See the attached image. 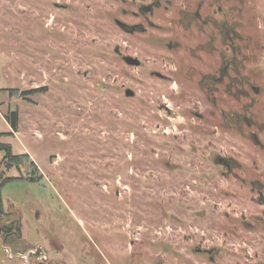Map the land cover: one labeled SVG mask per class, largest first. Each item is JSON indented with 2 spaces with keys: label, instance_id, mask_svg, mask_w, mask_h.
<instances>
[{
  "label": "rangeland",
  "instance_id": "obj_1",
  "mask_svg": "<svg viewBox=\"0 0 264 264\" xmlns=\"http://www.w3.org/2000/svg\"><path fill=\"white\" fill-rule=\"evenodd\" d=\"M140 1L0 0V144L29 155L0 150V226H20L13 244L0 232V264H37L41 245L46 264H264V0L240 18L260 92L223 89L221 108L197 83L217 59Z\"/></svg>",
  "mask_w": 264,
  "mask_h": 264
},
{
  "label": "flooded vegetation",
  "instance_id": "obj_2",
  "mask_svg": "<svg viewBox=\"0 0 264 264\" xmlns=\"http://www.w3.org/2000/svg\"><path fill=\"white\" fill-rule=\"evenodd\" d=\"M230 2L233 3L232 6L229 5ZM242 5H245V0H141L135 13L154 16L160 9L172 11L171 14L176 17L178 25L190 34L192 40H196L191 46V57L202 59L206 56V59L210 57L217 59L214 65L208 64L209 67L200 72L197 83L209 97L212 106L221 108L218 104V95L223 89L235 100L242 95L248 96L250 92L254 94L260 92V86L241 72L243 58H246L242 56L241 43L246 48H250L251 44L250 40L248 43L243 42L245 36L240 30ZM120 23L121 25L118 22L119 26L127 32L145 31L142 24L131 26ZM221 112L223 113V110ZM247 122L250 125L252 121ZM236 123L232 121L233 126ZM253 137L256 135L253 134ZM255 140L258 142L256 138ZM217 161L230 172L237 166L231 158L219 157Z\"/></svg>",
  "mask_w": 264,
  "mask_h": 264
},
{
  "label": "trees",
  "instance_id": "obj_3",
  "mask_svg": "<svg viewBox=\"0 0 264 264\" xmlns=\"http://www.w3.org/2000/svg\"><path fill=\"white\" fill-rule=\"evenodd\" d=\"M13 91L14 90H12V92ZM5 118L8 121V123L10 124L12 130L15 131L18 127V112L17 111H12V112L9 111L6 114ZM0 136H1V133H0ZM0 150L3 152V159L6 161V163H8V165H11V166H14V165L19 166L23 162L24 158H29L28 154H18V155L13 154L12 149H11V145L0 144ZM31 166H33L37 170V167H36L34 162H31ZM29 179H30L29 181H32V182L38 181V179L35 176H33ZM10 181H13V180H11L10 178H6L2 182H0V214L4 213L2 190H3V187L5 186V184L10 182ZM0 232L4 234V238H6L5 239L6 242L13 244V241H16V238L20 235L19 223L8 222V224L7 223L3 224L0 226ZM14 237H15V239H14ZM9 239H13V240L11 241ZM37 264H42V263H40L38 261Z\"/></svg>",
  "mask_w": 264,
  "mask_h": 264
},
{
  "label": "built area",
  "instance_id": "obj_4",
  "mask_svg": "<svg viewBox=\"0 0 264 264\" xmlns=\"http://www.w3.org/2000/svg\"><path fill=\"white\" fill-rule=\"evenodd\" d=\"M36 253L38 254L39 253V258H38V261L42 264H46V261L48 260V255L47 253L45 252V249H44V246L41 245V246H37L36 249H31L29 250V252L27 254H33V255H36ZM26 256V255H25Z\"/></svg>",
  "mask_w": 264,
  "mask_h": 264
},
{
  "label": "water",
  "instance_id": "obj_5",
  "mask_svg": "<svg viewBox=\"0 0 264 264\" xmlns=\"http://www.w3.org/2000/svg\"><path fill=\"white\" fill-rule=\"evenodd\" d=\"M119 24L121 25L120 22H119ZM124 59L128 64L133 65V66H139L141 64V62L138 58H134L131 56H125ZM127 95L133 96L134 92L132 90H127Z\"/></svg>",
  "mask_w": 264,
  "mask_h": 264
}]
</instances>
